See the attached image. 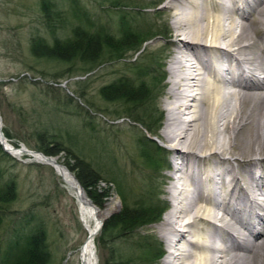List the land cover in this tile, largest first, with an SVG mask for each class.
<instances>
[{
    "label": "bare ground",
    "instance_id": "1",
    "mask_svg": "<svg viewBox=\"0 0 264 264\" xmlns=\"http://www.w3.org/2000/svg\"><path fill=\"white\" fill-rule=\"evenodd\" d=\"M164 1L173 33L162 136L180 174H171L172 206L158 226L160 264H264V0ZM5 145L51 164L78 200L87 236L64 264H98L95 239L110 207L93 206L56 157Z\"/></svg>",
    "mask_w": 264,
    "mask_h": 264
},
{
    "label": "rangeland",
    "instance_id": "2",
    "mask_svg": "<svg viewBox=\"0 0 264 264\" xmlns=\"http://www.w3.org/2000/svg\"><path fill=\"white\" fill-rule=\"evenodd\" d=\"M81 1L100 23L110 26L112 31L115 30L118 17L126 15L130 18L135 28L144 31V35L150 38L143 45L141 54L137 60L134 58L121 61L107 60L90 73L84 72L77 62L72 65L44 63L30 57L21 59L22 57L17 55L18 60H14L11 58L14 55L9 53L4 39L18 40V34L21 32L24 41L23 38L27 37L31 25L40 31L43 29L40 25H35L30 15L21 18L22 27L17 30L11 29L10 26L17 22L10 17L8 21L7 14L2 12V7H11L9 4L17 1L0 0L1 130L3 128L9 130L12 137L5 138L13 147L19 148L23 145L35 151L37 150L30 146L34 147L38 142L35 135L38 131L45 130L47 134L56 133L61 139L69 136L77 140V143L68 145L99 169L103 178L107 179L100 183L101 186L111 187L103 206L95 205L101 211L110 207L111 212L103 218V221L122 208L123 203L116 190L117 179L122 180L129 205L141 198L146 202L159 201L165 209L157 222L142 226L133 233H126L103 244L97 241L98 232L95 243L98 264H120V257L124 260L123 254L129 255L126 256L136 263L137 260L134 258L137 256L133 253L140 250L135 243L149 241L150 236H153L151 244L152 247H160V257L154 262L151 260L148 264H160L165 255L162 251L165 242L158 226L172 206L168 193L171 174L175 177L180 174L173 168V162L178 158L162 136V128L167 118L165 103L168 96V64L172 48L168 41L173 33V30L170 32L164 27L166 22L164 23V15L161 11L165 1L118 0V6L113 5L110 0ZM15 31L18 33L17 37L15 35L10 37L9 34H15ZM57 34L64 37L67 32L58 30ZM152 62L159 68L161 75L159 76L162 80L158 86H155L156 81H151L152 79L146 76L142 77L151 93L148 100L136 110L141 122H135L124 115L116 118L110 113L111 109L114 110V106L103 100L99 89L119 75L130 76L139 83L141 76L138 77L139 75L134 74L132 70L135 71L138 67L149 64L151 66ZM156 123L158 128L155 134L146 130L145 127L150 124L152 127L153 124L154 128ZM244 133L240 138L245 140ZM262 133L257 143H261L264 153V130ZM144 136L151 139L159 148L164 168L153 170L143 165L140 145H145L142 142ZM243 153L247 155L249 152L243 151ZM262 155L264 157V154ZM10 156L11 159H4L2 163L6 168L4 179L15 180L17 198L2 215L0 260L6 242L16 231L24 232L30 228L42 227L52 256L49 264H64L69 253L77 250L87 236V229L80 216L78 200L51 164L43 163L28 153ZM55 157L69 170L68 164L71 160L68 159L66 152H61ZM214 162L215 158L211 156L204 163L202 162L200 167L209 170ZM70 172L73 174L72 171ZM261 174L264 181V167ZM225 178L228 179L229 176L226 174ZM260 197L264 202V195ZM133 242L135 246H132ZM146 255L149 256L147 250Z\"/></svg>",
    "mask_w": 264,
    "mask_h": 264
},
{
    "label": "trees",
    "instance_id": "3",
    "mask_svg": "<svg viewBox=\"0 0 264 264\" xmlns=\"http://www.w3.org/2000/svg\"><path fill=\"white\" fill-rule=\"evenodd\" d=\"M16 1L14 4H9L11 7H2V12L7 14L8 21H10V17L17 22L10 28L19 29L22 27L21 18L30 15L35 25H40L43 30L40 31L31 25L27 37L23 38L24 41H22L21 32L18 34L16 31L15 34L10 33L9 36L17 37L18 34V40L4 39L9 53L14 55L10 57L14 60H18L17 58L21 56V59L30 57L37 62L44 63L57 62L72 65L77 62L80 63L84 72L90 73L106 63L107 60L121 61L129 58L137 60L143 45L150 39L144 35V31L137 30L132 20L126 15L116 19L115 30L112 31L110 26L100 23L81 0ZM117 1L110 0L115 6H118ZM30 11L32 14L35 13L34 16L30 14ZM58 30H65L67 34L60 37L57 34ZM132 72L139 75L138 77L141 76L139 83L134 81L135 78L119 75L102 86L99 93L103 100L114 106V110L111 109L110 113L114 114L116 118H121V115H124L135 122H141L136 110L148 100L151 93L147 82L142 77L146 76L152 79L151 81H156L155 86L161 83L162 78L159 68L153 62L151 66L150 64L140 66L135 71L133 69ZM156 124H154V128L153 124L152 127L150 124L145 128L151 134H155L158 128V124ZM2 131L6 138L12 137L7 128H3ZM35 135L38 142L34 147L29 146L47 156H57L61 152H66L68 159L71 160L68 164L69 170L73 172L84 191L86 190L85 193L91 201L96 206L102 207L111 187L101 186L100 183L107 179L103 178L99 169L94 167L90 161L69 146L77 143V140L71 139L69 136L61 139L57 137L56 133L47 134L45 130L35 132ZM142 142L145 144L140 145L142 146L140 147V157L143 165L153 170L164 168L159 148L146 136ZM11 158L0 145V225L3 212L17 198L15 180L4 179L6 168L2 163L4 159ZM117 180L116 190L121 197L122 208L104 219L97 236L98 243L110 242L126 233H133L142 226L157 222L165 209L159 201L156 203L146 202L142 198L129 205L122 180ZM152 239L153 236H150L149 241L141 242V244L133 242L132 246L136 245L140 250V252L133 253L137 256L134 258L137 260L136 263L131 261L127 254H123L125 255L124 260L120 257L119 263L148 264L151 260L154 262L160 257V247H152ZM146 250L150 257L146 255ZM51 260L52 256L45 231L42 227H35L24 232L16 231L14 233L6 242L0 264H49Z\"/></svg>",
    "mask_w": 264,
    "mask_h": 264
},
{
    "label": "water",
    "instance_id": "4",
    "mask_svg": "<svg viewBox=\"0 0 264 264\" xmlns=\"http://www.w3.org/2000/svg\"><path fill=\"white\" fill-rule=\"evenodd\" d=\"M5 142H6V138H5V136H4V134H3L2 130H1V123H0V145H1L2 149H3L5 152H7V153H9V154H11V155H14V154L11 152V150L8 149V148L6 147ZM19 148H21V149L24 148V150H25L26 152H31V153H33V154L35 153V154L43 155L46 159H49V160L54 159V158H53L54 156H47V155L43 154L42 152H38V151H35V150L27 149V148L24 147L23 145L20 146ZM48 165H49V164H48ZM88 199H89V198H88ZM89 201L91 202V204H92L93 206H95V204H94L90 199H89ZM95 207H96V206H95ZM102 223H103V220L101 221L98 230H100V228H101V226H102Z\"/></svg>",
    "mask_w": 264,
    "mask_h": 264
}]
</instances>
